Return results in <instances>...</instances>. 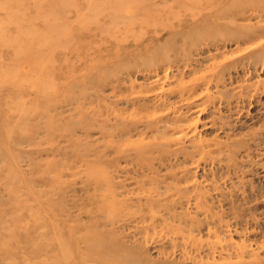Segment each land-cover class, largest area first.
<instances>
[{"label":"rangeland","instance_id":"374dc122","mask_svg":"<svg viewBox=\"0 0 264 264\" xmlns=\"http://www.w3.org/2000/svg\"><path fill=\"white\" fill-rule=\"evenodd\" d=\"M231 4L0 0V264H264V37Z\"/></svg>","mask_w":264,"mask_h":264},{"label":"bare ground","instance_id":"6f19581e","mask_svg":"<svg viewBox=\"0 0 264 264\" xmlns=\"http://www.w3.org/2000/svg\"><path fill=\"white\" fill-rule=\"evenodd\" d=\"M216 19L221 21V24L219 25L220 28H227L239 32L238 36H234L231 40L237 42H259V40L264 37V0H257L256 2L255 0H245L243 4H240V0H233V4H231L226 10L218 13ZM246 20H255L257 23L262 22V24L255 27L256 29L239 25L238 21ZM246 33L254 34L252 40H247L243 36ZM213 42H215V44ZM208 44L218 46V42L214 40H210ZM258 44H261V42ZM190 92L191 90H188L185 94Z\"/></svg>","mask_w":264,"mask_h":264}]
</instances>
